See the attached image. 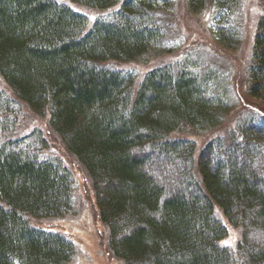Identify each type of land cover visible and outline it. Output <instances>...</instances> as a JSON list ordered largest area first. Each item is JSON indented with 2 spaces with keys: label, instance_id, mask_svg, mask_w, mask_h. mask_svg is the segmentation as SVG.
Listing matches in <instances>:
<instances>
[{
  "label": "trees",
  "instance_id": "obj_1",
  "mask_svg": "<svg viewBox=\"0 0 264 264\" xmlns=\"http://www.w3.org/2000/svg\"><path fill=\"white\" fill-rule=\"evenodd\" d=\"M172 0H0V77L83 168L108 248L121 264H264V119L235 120L203 145L176 132L220 128L232 108L227 83L203 57L148 70L136 83L113 64L167 54ZM246 68L250 99L264 103V0ZM213 9L217 46L240 42V0H185ZM101 11L88 27L70 6ZM170 23V26H168ZM166 24V26H165ZM0 96V264H64L65 236L29 225L72 205V177L46 145L4 136L20 116ZM245 115V114H244ZM183 129H189L183 130ZM34 145V146H32ZM216 209L240 230L234 248Z\"/></svg>",
  "mask_w": 264,
  "mask_h": 264
},
{
  "label": "rangeland",
  "instance_id": "obj_2",
  "mask_svg": "<svg viewBox=\"0 0 264 264\" xmlns=\"http://www.w3.org/2000/svg\"><path fill=\"white\" fill-rule=\"evenodd\" d=\"M172 17L174 28L170 23L166 29L165 41H175L174 49L170 53L163 54L150 51L145 56L136 59L132 63L113 64L114 68L129 71L135 77L136 83L150 69L158 66L175 64L185 56L203 57L205 65L201 70L212 63L218 69L221 82L227 83L232 108L227 112L224 123L220 128L201 132L198 134H185L176 132L178 138L188 137L196 144V155L204 144L215 136L221 135L224 129H229L235 120L243 116L254 115L255 119H264V103L250 99L246 93L247 78L246 68L251 52L252 39L256 22L262 13L258 0H240V8L237 11V21L240 22V42L235 49H225L217 46L211 34L214 26L213 18L216 10L209 9L202 14L192 15L186 9L185 0H172ZM74 11L86 16L89 20L88 27L98 16L106 14L101 11L85 10L81 6H70ZM166 26V24H165ZM0 96L12 100L14 110H20L19 119L13 127L5 132L4 136L22 141H32L31 133L40 131L46 141L45 147L36 152L41 158L57 160L67 168L72 177V205L61 216L52 218H29V225L33 228L58 233L69 239L74 247L71 259L64 264H121L111 254L108 248V232L100 222L95 199L90 181L83 168L76 159L66 150L60 139L50 130L47 116H40L31 112L24 104L15 100L14 95L0 77ZM245 114V115H244ZM188 130L189 129H183ZM34 146V145H32ZM216 214L227 229V237L222 244L228 248H234L239 241L240 230L233 228L216 209Z\"/></svg>",
  "mask_w": 264,
  "mask_h": 264
}]
</instances>
